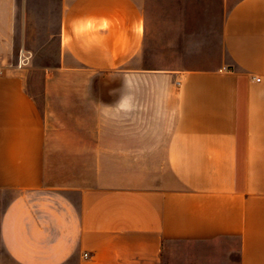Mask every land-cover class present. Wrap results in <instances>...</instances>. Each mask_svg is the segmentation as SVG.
<instances>
[{
	"label": "crops",
	"instance_id": "crops-1",
	"mask_svg": "<svg viewBox=\"0 0 264 264\" xmlns=\"http://www.w3.org/2000/svg\"><path fill=\"white\" fill-rule=\"evenodd\" d=\"M149 1L0 0V264H176L174 241L229 238L264 264V0H227L219 65L168 72Z\"/></svg>",
	"mask_w": 264,
	"mask_h": 264
},
{
	"label": "rangeland",
	"instance_id": "rangeland-1",
	"mask_svg": "<svg viewBox=\"0 0 264 264\" xmlns=\"http://www.w3.org/2000/svg\"><path fill=\"white\" fill-rule=\"evenodd\" d=\"M227 0H150L147 5V56L160 71L181 68H212L224 60L221 34ZM32 88L43 108L41 69L32 72ZM100 75L93 85L101 91ZM136 112V110L134 111ZM102 123V118L99 117ZM138 116L131 114V127H137ZM101 124H99L100 126ZM104 126V124H102ZM14 192L0 194V211ZM227 242L174 241L170 250L179 256L176 264H236L237 238Z\"/></svg>",
	"mask_w": 264,
	"mask_h": 264
},
{
	"label": "clouds",
	"instance_id": "clouds-1",
	"mask_svg": "<svg viewBox=\"0 0 264 264\" xmlns=\"http://www.w3.org/2000/svg\"><path fill=\"white\" fill-rule=\"evenodd\" d=\"M97 27V21L95 18H81L76 21H73L72 24V32L73 35L76 37H80L82 34L89 33L93 31ZM100 28L106 29L107 22L104 21L99 24ZM123 98L121 97L120 100L116 103L117 105L122 103Z\"/></svg>",
	"mask_w": 264,
	"mask_h": 264
},
{
	"label": "built area",
	"instance_id": "built-area-1",
	"mask_svg": "<svg viewBox=\"0 0 264 264\" xmlns=\"http://www.w3.org/2000/svg\"><path fill=\"white\" fill-rule=\"evenodd\" d=\"M86 256H88V253H85Z\"/></svg>",
	"mask_w": 264,
	"mask_h": 264
}]
</instances>
